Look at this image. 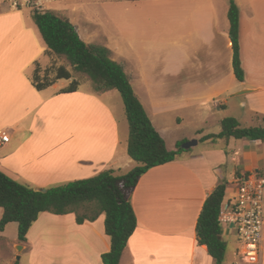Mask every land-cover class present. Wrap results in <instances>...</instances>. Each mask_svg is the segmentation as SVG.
<instances>
[{"label":"crops","instance_id":"crops-1","mask_svg":"<svg viewBox=\"0 0 264 264\" xmlns=\"http://www.w3.org/2000/svg\"><path fill=\"white\" fill-rule=\"evenodd\" d=\"M230 2L239 10L242 82L233 74L227 18ZM151 3L152 9L158 8L156 14L141 9L116 17L115 33L108 37L95 31L81 34L80 26L67 20L85 43L110 51L164 142L167 127L156 120L176 107H208L212 113L221 108V114H215L220 122L225 116L234 117L229 113V101L234 99L244 121L238 120L241 126H260L258 117L264 115V0ZM46 50L30 10L0 4V132L9 135V141L0 145V171L35 190L91 178L105 170L115 175L131 171L137 163L127 154L128 125L121 98L115 90L97 96L82 85L75 92L61 93L70 80L37 91L31 76L35 63L43 69L49 65ZM234 140L236 165L230 178L219 171L221 152L199 153L190 148L139 178L131 197L137 226L119 264H214L206 247L197 244L195 234L206 198L225 182L224 206L234 194L235 176L255 172L264 177V141ZM221 227L226 244L222 264H247L237 256L232 228ZM15 240L13 247L23 246L20 255L27 257V264H102L101 256L110 250L103 214L93 222L77 224L72 213H41L27 232L26 242ZM257 264H264V225Z\"/></svg>","mask_w":264,"mask_h":264},{"label":"trees","instance_id":"trees-1","mask_svg":"<svg viewBox=\"0 0 264 264\" xmlns=\"http://www.w3.org/2000/svg\"><path fill=\"white\" fill-rule=\"evenodd\" d=\"M31 17L46 46V55L63 58L67 63V67L51 66L43 70L35 63L32 86L42 91L59 80H70L69 86L62 89L61 93L75 92L80 85L74 79L75 74H78L88 78L92 92L97 96L117 91L123 102L128 125L127 154L137 166L123 175L105 170L91 178L38 190L0 171V233L7 224L16 223L17 240L23 244L27 232L41 213H72L77 224L93 222L103 214L110 250L101 256V261L102 264H119L127 241L137 226L131 197L139 178L149 169L179 157L185 152L180 146L183 142L176 145V150L166 148L164 140L135 96L122 67L110 58V51L106 47L85 43L68 20L52 11L34 8ZM227 18L233 51V74L237 81L242 82L244 71L239 55V10L234 2H230ZM258 119L261 121L260 126L242 127L236 119L224 118L220 121V133L204 136L201 141L216 138L225 142L230 139L264 141V115ZM227 185L225 182L218 184L206 198L195 226L197 244L206 247L214 264L223 263L226 250L218 217Z\"/></svg>","mask_w":264,"mask_h":264},{"label":"rangeland","instance_id":"rangeland-1","mask_svg":"<svg viewBox=\"0 0 264 264\" xmlns=\"http://www.w3.org/2000/svg\"><path fill=\"white\" fill-rule=\"evenodd\" d=\"M155 1L156 0H18V4L19 8H28L30 12L34 8L39 10L51 9L52 12L61 18L66 20L67 18L71 19L74 26H77L78 28L80 26L79 31H81V34L83 31H90L91 34L95 31L108 37L115 33L116 17H127L141 9L148 11L151 14H156L158 8L152 9L154 4L151 3H155ZM112 43L114 44V42ZM48 57L50 62L46 68L51 66L67 67V63L63 58L53 56ZM41 68L43 70V67ZM75 78L80 85L92 91L91 83L87 77L75 74ZM115 94H117L119 99L121 98L117 91ZM218 101L219 100H216V102ZM235 102L236 100L230 99L229 113L236 118L240 125H242L244 121L239 118L241 112L237 106L235 107L233 105ZM207 108H197L192 106L186 110H181L179 107H176L171 114L165 115V118L162 120L161 117H158V120L156 121L167 127L166 132L163 133V137L168 150H174L176 148L177 140H183V143L196 140L197 143H199L190 147L194 152H221L222 160L219 171L223 173L225 178H230L231 174H233V168L236 165L233 161L232 151L235 150L234 146L235 142L237 144V141L230 139L228 140V142H230L229 144L217 138L211 139L210 142L207 141L208 143L201 141V138L204 136L218 135L221 131L220 122H218V117L215 114L218 112L221 114L222 109H215L214 113H212L211 110H208ZM240 116L242 117V115ZM227 117L229 116H225L223 119ZM234 117L231 116V118ZM251 125L255 126L256 124L254 122L253 124L251 123ZM3 237L4 238H0V264H14L15 262H18V264H27V257L23 255L21 258L20 255L23 250L18 252L16 247H13L14 241H16L15 239H17V224H9ZM18 254L20 256L19 261L16 260Z\"/></svg>","mask_w":264,"mask_h":264},{"label":"built area","instance_id":"built-area-1","mask_svg":"<svg viewBox=\"0 0 264 264\" xmlns=\"http://www.w3.org/2000/svg\"><path fill=\"white\" fill-rule=\"evenodd\" d=\"M5 2L12 8H19L18 0H0V4ZM8 141V133L0 132V145ZM234 184V194L228 204L221 206L218 221L234 231L241 261L257 264L264 225V177L255 172L239 174Z\"/></svg>","mask_w":264,"mask_h":264},{"label":"water","instance_id":"water-1","mask_svg":"<svg viewBox=\"0 0 264 264\" xmlns=\"http://www.w3.org/2000/svg\"><path fill=\"white\" fill-rule=\"evenodd\" d=\"M241 93H243V92H241ZM196 144H197V141H196V140L189 141V142H186V143L181 144V148H182L183 150H187V149H189L190 147L195 146ZM22 249H23V246H21V245H17V246H16V250H17L18 252H20ZM16 260H17V261L20 260V256H19V254H18V256L16 257Z\"/></svg>","mask_w":264,"mask_h":264},{"label":"bare ground","instance_id":"bare-ground-1","mask_svg":"<svg viewBox=\"0 0 264 264\" xmlns=\"http://www.w3.org/2000/svg\"><path fill=\"white\" fill-rule=\"evenodd\" d=\"M169 45V44H168ZM164 46V45H163ZM167 46V45H166Z\"/></svg>","mask_w":264,"mask_h":264}]
</instances>
